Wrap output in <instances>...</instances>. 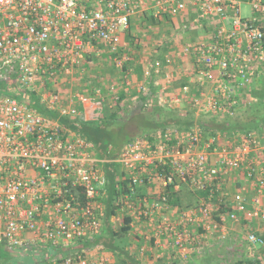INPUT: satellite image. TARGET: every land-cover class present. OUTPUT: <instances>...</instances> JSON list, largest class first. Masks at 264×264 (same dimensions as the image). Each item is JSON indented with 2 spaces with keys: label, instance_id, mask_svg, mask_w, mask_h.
<instances>
[{
  "label": "built area",
  "instance_id": "built-area-1",
  "mask_svg": "<svg viewBox=\"0 0 264 264\" xmlns=\"http://www.w3.org/2000/svg\"><path fill=\"white\" fill-rule=\"evenodd\" d=\"M243 6L248 17L241 16ZM188 9L196 15L181 23L182 32L201 23L210 27L206 37L184 48L191 87L149 82L151 71L168 73L155 61L144 73L146 82L135 88L143 97L137 102L194 118L234 117L257 101L253 92L264 81V0H0L2 264H112L101 248L83 246L100 234L103 165L109 161L97 159L93 144L59 120L93 121L106 94L118 104L116 91H127L131 82L124 77L122 87H96L90 94L68 85L97 44L116 49L135 16L181 21ZM124 62L115 58V67ZM165 62L172 65L169 58ZM111 162L126 182L119 200L130 226L143 224L148 244L185 260L204 250V241L225 222L245 221L261 226V234L248 231L246 244L264 246V143L255 134L205 137L196 125L158 130L127 142ZM236 174L251 195L225 189ZM184 188L206 196L180 210L166 190ZM216 239L225 245L223 237Z\"/></svg>",
  "mask_w": 264,
  "mask_h": 264
},
{
  "label": "trees",
  "instance_id": "trees-1",
  "mask_svg": "<svg viewBox=\"0 0 264 264\" xmlns=\"http://www.w3.org/2000/svg\"><path fill=\"white\" fill-rule=\"evenodd\" d=\"M128 32V31H126ZM90 58L87 57V61ZM125 69V68H122ZM121 69V70H122ZM85 83V90H91L92 84L87 80ZM264 83L262 82L260 87L256 88L253 92L257 101L251 106L240 111L234 117L222 118V119H210V118H194L191 115L181 114L176 111L166 110L161 108L156 103L142 112L143 107L139 105V111L136 116L140 121L141 126L147 131L156 132L158 130L172 129V130H185L193 126H198L205 134V137L215 135L232 136L234 134H248L257 132L258 137L264 143ZM99 86V85H98ZM152 91V90H151ZM86 93L85 91H83ZM90 94V93H86ZM143 97L139 96L138 101ZM123 100L119 98L117 106L106 117L98 115L93 121L87 123H77L74 120L67 118H61L60 123L74 131L83 137H85L94 146V155L97 159L103 161H109L103 165L105 176L110 184L113 183L115 170L117 164L111 162L120 153L122 147L135 137H130V133H126V127L129 125L128 119L120 118L119 113L121 111L120 102ZM41 111V110H40ZM46 116L56 117L53 112L42 111ZM137 137V136H136ZM124 182V181H123ZM123 192L126 191V182L123 183ZM169 193L170 204L178 207L180 210L193 206L197 203V198L206 196V192L191 193L187 189H182L180 192H172L170 189L166 190ZM112 199V197H111ZM186 201V206H183V202ZM220 213H224L225 209L220 206ZM215 220L218 218L215 216ZM123 226L120 229V235L127 233L129 230L130 219L123 217ZM246 223V222H244ZM102 237L94 239L92 242H88L83 246L100 245L108 250H115L113 247L114 236L109 228L106 227ZM223 248V246H221ZM218 246L214 248L210 246L204 248L200 253H195L185 260H171L167 264H221V259L227 257V253ZM202 254V255H199ZM126 254H123L125 256ZM7 258L6 254H0V264H2ZM128 264H137L132 261L128 255L125 256ZM236 264H260L258 260L242 258L241 261Z\"/></svg>",
  "mask_w": 264,
  "mask_h": 264
},
{
  "label": "rangeland",
  "instance_id": "rangeland-1",
  "mask_svg": "<svg viewBox=\"0 0 264 264\" xmlns=\"http://www.w3.org/2000/svg\"><path fill=\"white\" fill-rule=\"evenodd\" d=\"M241 16H249V8L247 6H243L241 9ZM146 23L147 24L144 26L137 23L135 28H132L130 31L122 34L123 39L121 36V42L114 51L108 49L105 45L97 44L93 52L88 56V58H90L89 61H87L86 65L81 71L77 72L68 86L74 89H80L86 93H92L93 90L99 85L102 89L110 88L112 92L113 89L111 87L114 86V90L117 86L118 88L122 87L124 77L129 76V74L137 77L141 83H145L146 79L143 70L144 66L147 65V62L145 63L143 60L147 58H158L159 54H168L174 51L173 44V48L171 47L169 49L164 43L172 36L173 30H167V32H165L164 30L160 29L162 26L159 24H157L158 26H154L151 22ZM168 24H171V22L166 20L165 25L168 26ZM148 25L150 26L148 27ZM115 58L125 59V62L122 65V68L125 69H122L121 67H115ZM86 80L93 85L91 90L84 89V82ZM262 87H264V84ZM119 91H116V95L119 96V98H123V100L120 102L121 111L119 116L125 120L128 119L129 123L125 132L130 133V137L153 133L143 128L140 121H138L136 118L139 111V103L137 102V99L140 96L136 93V89L131 88L128 91L122 90L121 92H123V94L119 93L118 95ZM106 96L109 107L105 105L104 108L106 113L110 114L112 110H114L115 104H113V100L110 98V93L106 94ZM146 110H149V108L143 109L142 112H147ZM129 115L130 117H128ZM197 118L201 117L199 116ZM255 135L258 137L257 132H255ZM230 178H228V182L226 181V185L231 183L234 178L236 179L238 177L236 174L230 176ZM246 194H248V192H246ZM186 204V201H184L183 206H186ZM260 227V225L258 226L253 222L246 224L241 222L233 224L225 222L223 229L219 232H212V235L204 241L203 245H206V247L211 245L212 248L215 246H223V248H221L227 253V257L221 259V264H236L237 262L241 261L242 258L250 259V257L251 259L256 257V260L258 258L259 262L264 261V246L251 247L244 241V236L250 230L257 231L258 234H261ZM218 236L224 238L223 242L225 241V245L217 241L216 238ZM244 254H246L247 257H244ZM262 264H264V262H262Z\"/></svg>",
  "mask_w": 264,
  "mask_h": 264
},
{
  "label": "crops",
  "instance_id": "crops-1",
  "mask_svg": "<svg viewBox=\"0 0 264 264\" xmlns=\"http://www.w3.org/2000/svg\"><path fill=\"white\" fill-rule=\"evenodd\" d=\"M195 15H196L195 12H193L191 9H188V11L182 15L183 17H181L182 19L181 21L180 18L178 20L177 19L173 20L169 18L154 19L150 17L148 13L139 14L131 20L130 28L128 31H130L132 28H135L137 23L142 24L144 26L147 24L146 22H151L152 25L154 26H158L157 24H159L160 26H162L160 29L164 30L165 32H167V30L168 31L173 30L172 36L168 38V41H165L164 43L167 45L166 47H168L169 49L172 47L173 44L174 48L173 47L172 48L174 49V51L168 54H162V55L159 54L158 58H147L143 60L145 63L147 62V65L144 66V70H143L144 73L146 70H148L147 68H150L155 61H159L162 64V67L166 68V71L168 72L167 74L165 73L163 76L159 77V76H155L151 71L148 77L149 82L153 83V80L155 79L159 84H162L164 81L168 80L169 87L172 86L173 90H179L185 86L191 87V85L188 82L189 72H190L188 60L191 61V58L184 53L185 45L187 43H194L199 41L200 39L206 37L210 32V27H208L204 23H201L200 24L201 26L191 25L186 31L183 32L180 30V26L182 25L181 23H183V21L187 22L189 19L194 18ZM166 20L171 22V24H168V26L165 25ZM149 26L150 25H148V27ZM166 58L171 59L172 62L171 66L168 67L165 66ZM126 77L131 82L130 89L136 88L138 84L141 83V81L138 80L137 77H134V75L132 74H129V76ZM97 87H101V86H97ZM150 89L152 90V92H154L152 86ZM121 91L122 90L118 92V95L119 93L123 94V92ZM105 105L109 107L107 103V97L105 98L104 105L100 106L96 110L97 116L101 115L103 117L104 116L106 117L107 115H109L105 111L104 108ZM128 117H130V115ZM116 167L117 168L114 171L115 175L113 178L114 184L113 185L110 184L106 177L107 184L102 189L101 196L99 198V202L103 210L102 211L103 218L101 220L100 234L97 237V238H99L100 236L102 237L103 236L102 234L106 232L105 231L106 227L109 228V230L115 234L114 242H113V247L115 248V250H108L100 245H92V246L101 248L106 253L111 255L112 264H128V262H126L127 259L125 258L126 255H128L129 258L137 264H167L171 260L172 261L179 259L181 260V258L175 252H173L168 248L148 244L147 241L145 240V235L148 232V229L145 226H143V224L132 223L131 226L129 224V230L127 231V233L120 235V229L123 226L122 225L123 217L127 216L130 219V216L127 209L122 206L119 200V196L124 190L123 189L124 182L121 177L122 176L121 168L118 165ZM237 177L238 178L236 179L234 178L231 183L226 185L225 189L230 193L236 190L242 192H248V196H249L252 193V191L251 188L248 187V183L244 180L241 174L237 175ZM150 190L157 191L159 190V188L150 187ZM244 222L245 221L241 223ZM139 246L144 247L143 253H139L138 251ZM123 254L126 255L123 256ZM112 256L115 257L116 259L113 258ZM244 257H247V255L244 254ZM252 259L256 260V257H253ZM262 262L264 261H260V264H262Z\"/></svg>",
  "mask_w": 264,
  "mask_h": 264
}]
</instances>
